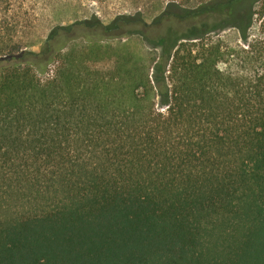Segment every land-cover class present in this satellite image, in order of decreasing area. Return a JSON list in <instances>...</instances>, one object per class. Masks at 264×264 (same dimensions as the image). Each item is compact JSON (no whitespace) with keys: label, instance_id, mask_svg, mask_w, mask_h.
Here are the masks:
<instances>
[{"label":"trees","instance_id":"trees-1","mask_svg":"<svg viewBox=\"0 0 264 264\" xmlns=\"http://www.w3.org/2000/svg\"><path fill=\"white\" fill-rule=\"evenodd\" d=\"M262 2L0 0V264H264Z\"/></svg>","mask_w":264,"mask_h":264},{"label":"rangeland","instance_id":"rangeland-1","mask_svg":"<svg viewBox=\"0 0 264 264\" xmlns=\"http://www.w3.org/2000/svg\"><path fill=\"white\" fill-rule=\"evenodd\" d=\"M68 1L72 4L70 5L71 7H63L62 5L59 6L60 8L65 9V14L67 15L68 19L73 17L76 11L75 8L76 6H78V3L80 2L84 8L83 12L85 14L89 15L91 12L97 13L104 20H109L118 13L131 11V9L128 8L125 3H123V0H68ZM259 10H263V18H264V0L256 7V11ZM47 28L48 26H46V23L45 25L43 24L42 26L39 27V30L37 32L40 35L38 38L39 42L43 40Z\"/></svg>","mask_w":264,"mask_h":264}]
</instances>
